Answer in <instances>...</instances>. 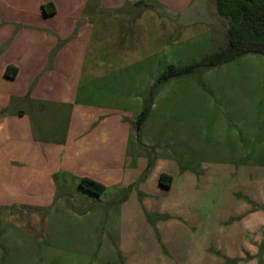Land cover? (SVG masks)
Masks as SVG:
<instances>
[{"label":"rangeland","instance_id":"1","mask_svg":"<svg viewBox=\"0 0 264 264\" xmlns=\"http://www.w3.org/2000/svg\"><path fill=\"white\" fill-rule=\"evenodd\" d=\"M153 14L135 34L141 51L150 39L156 55L137 61L121 93V110L135 112L121 142V171L132 176L104 186L76 179L65 170L76 158H66L43 178L56 163L43 148L56 146L66 126L47 110L39 135L29 128L41 157L19 137L3 149L12 169L0 173V264H264V57L161 79L223 49L227 21L215 0ZM95 165L86 173L107 175Z\"/></svg>","mask_w":264,"mask_h":264},{"label":"crops","instance_id":"2","mask_svg":"<svg viewBox=\"0 0 264 264\" xmlns=\"http://www.w3.org/2000/svg\"><path fill=\"white\" fill-rule=\"evenodd\" d=\"M191 2L0 0V173L9 177L12 154L3 149L19 137L35 156L55 158L43 178L60 170L66 158H76L78 167L72 159L65 166L76 179L89 177L104 186L121 185L130 178L131 169L121 171L125 159L121 142L135 112L121 110V93L127 89V77H134L137 61L156 55L146 49L150 39L141 51L142 38L135 31L142 27L143 17L152 22L157 8L181 12ZM46 4L48 12L43 11ZM17 103L20 106L13 109ZM47 110H55L66 126L63 139L56 146L46 145L40 156L29 128L39 135ZM94 147L100 151L96 156L89 152ZM94 158L96 169L107 175L96 169L86 173ZM37 161L44 164L42 158Z\"/></svg>","mask_w":264,"mask_h":264},{"label":"trees","instance_id":"3","mask_svg":"<svg viewBox=\"0 0 264 264\" xmlns=\"http://www.w3.org/2000/svg\"><path fill=\"white\" fill-rule=\"evenodd\" d=\"M49 6L50 4L44 5L43 11L48 12L45 9ZM215 12L217 16L227 21L226 46L205 55L198 62L166 69L161 79L186 74L196 68L218 66L243 54H257L264 57V0H215ZM9 70L10 68L7 69L6 74ZM145 114L146 110H143L138 115L135 121L136 127L143 121ZM162 177L163 174L159 177V184ZM81 184L96 189V193L102 191L101 185L89 180L84 179Z\"/></svg>","mask_w":264,"mask_h":264}]
</instances>
